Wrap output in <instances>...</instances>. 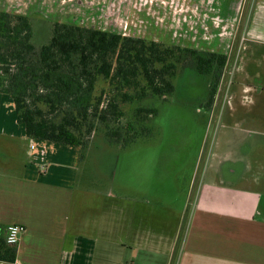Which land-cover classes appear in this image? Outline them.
Wrapping results in <instances>:
<instances>
[{
	"label": "crops",
	"instance_id": "0c3cea01",
	"mask_svg": "<svg viewBox=\"0 0 264 264\" xmlns=\"http://www.w3.org/2000/svg\"><path fill=\"white\" fill-rule=\"evenodd\" d=\"M249 1L242 3L244 9L250 6L249 23H256L258 7L264 23V0ZM190 2L183 17L177 16L181 25L198 23L195 28L201 31L209 24L215 34L228 28L216 10L219 0ZM207 2L214 10L205 8ZM0 95V238L6 240L12 224L25 227L15 264H264V162L254 140L232 137L224 155L210 153L208 167L216 171L211 175L205 166L199 182V191L210 195L180 209L170 202V218L141 213L122 185L116 214H111L108 185L89 189L79 183L81 150H69L63 162L60 144L42 141L36 146L37 140L27 137L17 122L11 98ZM255 126L240 128L253 138L258 136ZM244 138L247 146L240 153ZM176 155L178 170H183L186 156ZM201 156L189 158L191 172L197 170L194 163ZM186 175L182 180L195 181V174L185 179ZM170 187L175 196L177 186ZM220 187L242 189L245 197L227 200L211 195Z\"/></svg>",
	"mask_w": 264,
	"mask_h": 264
},
{
	"label": "rangeland",
	"instance_id": "374dc122",
	"mask_svg": "<svg viewBox=\"0 0 264 264\" xmlns=\"http://www.w3.org/2000/svg\"><path fill=\"white\" fill-rule=\"evenodd\" d=\"M249 2L244 0V5ZM242 3L243 0H219L216 10L219 9L221 24L228 28L215 34L209 24L205 25L209 30L201 31L195 28L198 23L180 24L177 16L183 17L190 0H180L179 4L176 0H0V11L12 15L137 36L170 43L171 46L225 54L229 58L210 110L206 109L207 100H204L208 95L202 82L204 79L193 70H188L176 94L166 102L155 103L160 113L149 122L151 136L122 148L110 145L101 132H96L89 148L81 151L78 158L79 183L89 189L108 185L111 214L117 211L120 185L127 188V197L137 200L141 213H151L158 218H170V202L175 209L178 206L180 209L210 195L204 190L202 193L199 191L202 173L205 166L211 163L208 156L210 153L224 155L228 141L232 142L233 138H238L240 142L242 136L254 140L256 145L259 144L258 158L264 162V147L260 148L264 144L263 9L258 7L256 23L251 25L249 22L253 15L250 14V6L244 9ZM205 8L214 10L209 2ZM195 13L198 14L196 10ZM246 124L257 125L253 133L257 132L258 136L244 135V128L240 126ZM235 126L240 129L236 130ZM35 142L36 146L43 143ZM243 142L240 153L247 146L245 138ZM57 147L63 152V162L68 160L66 153L69 150H79L65 145ZM175 153L187 154L181 162L184 171L178 170ZM197 153L202 155L201 160L194 163L197 170L191 172L189 158ZM214 161L218 162L216 158ZM208 169L211 175L216 171ZM184 173L187 174L185 179L195 174V181L182 180ZM170 183L177 186L175 196ZM136 184L140 187L138 191L132 189ZM243 191L220 187L216 194L211 195L240 200L245 197ZM163 232L169 235L165 229Z\"/></svg>",
	"mask_w": 264,
	"mask_h": 264
},
{
	"label": "trees",
	"instance_id": "16d2710c",
	"mask_svg": "<svg viewBox=\"0 0 264 264\" xmlns=\"http://www.w3.org/2000/svg\"><path fill=\"white\" fill-rule=\"evenodd\" d=\"M228 61L225 54L0 11V94L11 98L27 137L82 152L96 132L122 148L151 136L155 103L174 96L188 70L204 79L210 110ZM16 256L17 246L0 238V264H15Z\"/></svg>",
	"mask_w": 264,
	"mask_h": 264
},
{
	"label": "built area",
	"instance_id": "2783aa9c",
	"mask_svg": "<svg viewBox=\"0 0 264 264\" xmlns=\"http://www.w3.org/2000/svg\"><path fill=\"white\" fill-rule=\"evenodd\" d=\"M32 149H34V146H32ZM24 232L25 227L22 225L12 224L8 226L6 230V243L10 246H17Z\"/></svg>",
	"mask_w": 264,
	"mask_h": 264
},
{
	"label": "flooded vegetation",
	"instance_id": "af4514ba",
	"mask_svg": "<svg viewBox=\"0 0 264 264\" xmlns=\"http://www.w3.org/2000/svg\"><path fill=\"white\" fill-rule=\"evenodd\" d=\"M177 154H180V153H177ZM185 155H187V154H181L180 156H185ZM189 155H192V154H189Z\"/></svg>",
	"mask_w": 264,
	"mask_h": 264
}]
</instances>
